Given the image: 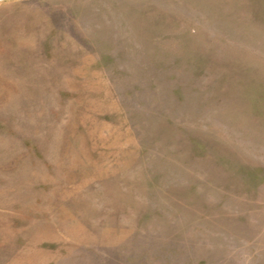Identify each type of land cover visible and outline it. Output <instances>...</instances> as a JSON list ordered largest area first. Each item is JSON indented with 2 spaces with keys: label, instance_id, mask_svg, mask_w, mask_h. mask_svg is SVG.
Masks as SVG:
<instances>
[{
  "label": "rangeland",
  "instance_id": "rangeland-1",
  "mask_svg": "<svg viewBox=\"0 0 264 264\" xmlns=\"http://www.w3.org/2000/svg\"><path fill=\"white\" fill-rule=\"evenodd\" d=\"M0 264H264V0H0Z\"/></svg>",
  "mask_w": 264,
  "mask_h": 264
}]
</instances>
